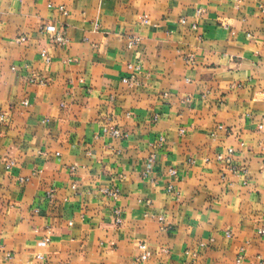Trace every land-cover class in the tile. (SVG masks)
Wrapping results in <instances>:
<instances>
[{"label": "crops", "instance_id": "crops-1", "mask_svg": "<svg viewBox=\"0 0 264 264\" xmlns=\"http://www.w3.org/2000/svg\"><path fill=\"white\" fill-rule=\"evenodd\" d=\"M260 3L0 0V264H264Z\"/></svg>", "mask_w": 264, "mask_h": 264}, {"label": "built area", "instance_id": "built-area-1", "mask_svg": "<svg viewBox=\"0 0 264 264\" xmlns=\"http://www.w3.org/2000/svg\"><path fill=\"white\" fill-rule=\"evenodd\" d=\"M260 1H261V3L259 4V9L264 14V0H260ZM50 7H52V5H50ZM59 9L64 14L67 13L64 7H59ZM141 20L144 23H147V18L146 17H142ZM193 28L196 29V26L194 25ZM41 32L46 34L48 36V38L50 39V41L53 42L56 45L64 46L68 42V39H67L65 31L63 29H58L54 25H45L42 28ZM138 43H139V39L131 38L129 40V42L127 43L128 49H133L136 45H138ZM41 56L45 59V61H46V63L48 65L51 64L52 59L49 56L47 51L43 50L41 52ZM187 62L188 63H192L193 62V56L188 57ZM31 81L32 82H36L37 80L35 78H32ZM39 83L43 84V85L47 84L45 81H39ZM23 105L24 106H28V102L27 101L23 102ZM7 121H8V119H7L6 113L3 110L0 109V125H5L7 123ZM156 121H157V117L154 118V122H156ZM108 131L115 138L123 137V134L121 133L120 129H118V128L111 127ZM181 133L184 134L185 131L182 130ZM163 144H164V139L161 138L160 139V146H163ZM233 153H234V151L232 149H230L228 151V156L227 157H223V156L220 155V156L217 157V160L218 161H229L230 162L232 160ZM153 158H155V156H152L151 162L153 161ZM237 172L238 171L236 169H233V173H237ZM169 175L171 177H175L177 175V172L175 170H170L169 171ZM172 189H173V187H172V185H170L169 186V190L172 191ZM103 193L105 195H107L108 197L112 198L113 200H117L118 196H119V191L116 190V189H113V190L104 189ZM114 215H115V219H116V224L120 225L122 223V212H121V210L119 208L115 209L114 210ZM258 233L260 235L264 236V230H259ZM202 246H204V245H202ZM140 250H141L142 253L136 259V262L137 263H144L145 261H147L148 259L151 258V252H150V250H149V248H148V246L146 244H142L140 246ZM241 261H242V258L239 257L237 262L241 263Z\"/></svg>", "mask_w": 264, "mask_h": 264}]
</instances>
